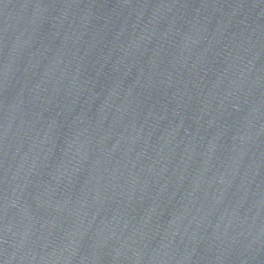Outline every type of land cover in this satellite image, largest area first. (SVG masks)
I'll list each match as a JSON object with an SVG mask.
<instances>
[{
  "label": "water",
  "instance_id": "obj_1",
  "mask_svg": "<svg viewBox=\"0 0 264 264\" xmlns=\"http://www.w3.org/2000/svg\"><path fill=\"white\" fill-rule=\"evenodd\" d=\"M0 264H264V0H0Z\"/></svg>",
  "mask_w": 264,
  "mask_h": 264
}]
</instances>
